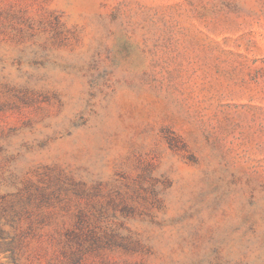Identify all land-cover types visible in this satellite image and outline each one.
I'll use <instances>...</instances> for the list:
<instances>
[{"label": "rangeland", "instance_id": "1", "mask_svg": "<svg viewBox=\"0 0 264 264\" xmlns=\"http://www.w3.org/2000/svg\"><path fill=\"white\" fill-rule=\"evenodd\" d=\"M0 264H264V0H0Z\"/></svg>", "mask_w": 264, "mask_h": 264}]
</instances>
